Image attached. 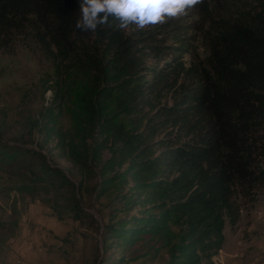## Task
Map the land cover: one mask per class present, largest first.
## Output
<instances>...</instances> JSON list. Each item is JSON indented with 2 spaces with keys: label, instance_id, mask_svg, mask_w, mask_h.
Wrapping results in <instances>:
<instances>
[{
  "label": "trees",
  "instance_id": "16d2710c",
  "mask_svg": "<svg viewBox=\"0 0 264 264\" xmlns=\"http://www.w3.org/2000/svg\"><path fill=\"white\" fill-rule=\"evenodd\" d=\"M80 3L0 0V50L23 36L53 67L45 88L52 98L37 130L97 179V198L116 193L126 209L142 204L138 215L105 224V248L138 243L146 254L164 251V264H215L225 225L240 217L236 197L264 184V0L209 32L205 63L188 66L159 37L172 23L121 30L110 17L111 26L82 32L75 27ZM103 150L110 153L104 160ZM20 155L41 157L0 141V164ZM42 165L48 178L67 182L58 167ZM129 179L137 201L121 193ZM73 209L84 216L78 201Z\"/></svg>",
  "mask_w": 264,
  "mask_h": 264
},
{
  "label": "rangeland",
  "instance_id": "374dc122",
  "mask_svg": "<svg viewBox=\"0 0 264 264\" xmlns=\"http://www.w3.org/2000/svg\"><path fill=\"white\" fill-rule=\"evenodd\" d=\"M252 0H203L186 16L169 19L171 24L159 37L178 53L186 66L205 63L209 56L208 34L233 17ZM165 28V27H163ZM136 29V26H135ZM53 80L51 62L39 47L19 36L0 50V141L20 149L39 151L41 157L20 155L14 162L0 164V264H164L167 254H154L138 243L131 248H105L104 226L110 219L138 215L142 204L126 209L114 195L96 197L97 179L87 178L55 147V138L37 130L41 112L48 106ZM43 122L45 120H42ZM59 121L68 127L65 112ZM110 156L103 150L102 159ZM58 167L67 182L48 178L42 163ZM124 164L121 168H125ZM92 170L99 169V165ZM97 171V170H96ZM84 181L82 191L75 185ZM24 185L29 192L20 191ZM129 179L120 190L132 201L137 194ZM142 193L140 201L144 200ZM130 200V201H131ZM78 201L83 217L75 218ZM240 217L233 227H224V243L215 264H264V184L249 197H236ZM115 213V215H113Z\"/></svg>",
  "mask_w": 264,
  "mask_h": 264
},
{
  "label": "clouds",
  "instance_id": "9594fccd",
  "mask_svg": "<svg viewBox=\"0 0 264 264\" xmlns=\"http://www.w3.org/2000/svg\"><path fill=\"white\" fill-rule=\"evenodd\" d=\"M203 0H81L76 29L95 32L98 27L111 26L109 18L118 21L117 28L130 25L143 30L188 15Z\"/></svg>",
  "mask_w": 264,
  "mask_h": 264
}]
</instances>
